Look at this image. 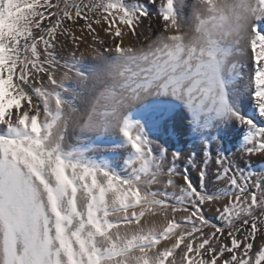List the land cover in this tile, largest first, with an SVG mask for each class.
<instances>
[{
	"label": "snow or ice",
	"instance_id": "snow-or-ice-1",
	"mask_svg": "<svg viewBox=\"0 0 264 264\" xmlns=\"http://www.w3.org/2000/svg\"><path fill=\"white\" fill-rule=\"evenodd\" d=\"M0 264H264V0H0Z\"/></svg>",
	"mask_w": 264,
	"mask_h": 264
}]
</instances>
